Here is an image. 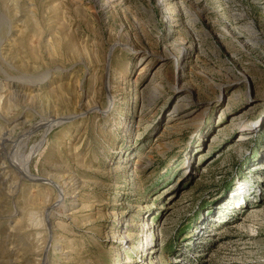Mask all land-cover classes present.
<instances>
[{
    "label": "rangeland",
    "instance_id": "obj_1",
    "mask_svg": "<svg viewBox=\"0 0 264 264\" xmlns=\"http://www.w3.org/2000/svg\"><path fill=\"white\" fill-rule=\"evenodd\" d=\"M0 264H264V0H0Z\"/></svg>",
    "mask_w": 264,
    "mask_h": 264
},
{
    "label": "bare ground",
    "instance_id": "obj_2",
    "mask_svg": "<svg viewBox=\"0 0 264 264\" xmlns=\"http://www.w3.org/2000/svg\"><path fill=\"white\" fill-rule=\"evenodd\" d=\"M67 118V117H66ZM62 119V118H61ZM57 121L55 120V119H53V120H50V121H48L47 123H45L46 124V126L47 127H50V126H52L54 123H56ZM59 122V121H58ZM49 129V128H48ZM241 137H244V136H241ZM30 158H31V156L29 155L28 156V158H26V160H27V162L26 163H24L22 166H21V169H19V170H21V173H22V175H26V176H32V173H31V171H30V169H29V160H30ZM13 163V162H12ZM19 165V164H18ZM21 165V164H20ZM17 166V165H16ZM20 168V167H19ZM30 178V177H29ZM58 187H59V189H60V191L63 193V188L60 186V185H58ZM61 193V194H62ZM58 198V197H57ZM48 217H50V213L48 214ZM50 231V230H49Z\"/></svg>",
    "mask_w": 264,
    "mask_h": 264
},
{
    "label": "water",
    "instance_id": "obj_3",
    "mask_svg": "<svg viewBox=\"0 0 264 264\" xmlns=\"http://www.w3.org/2000/svg\"><path fill=\"white\" fill-rule=\"evenodd\" d=\"M66 118H64L63 120H65Z\"/></svg>",
    "mask_w": 264,
    "mask_h": 264
}]
</instances>
